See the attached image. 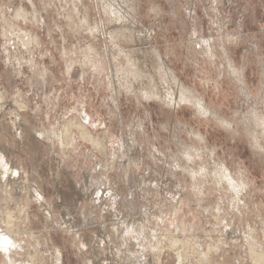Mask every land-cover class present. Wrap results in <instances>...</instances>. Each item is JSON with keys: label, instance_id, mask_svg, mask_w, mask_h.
<instances>
[{"label": "rangeland", "instance_id": "obj_1", "mask_svg": "<svg viewBox=\"0 0 264 264\" xmlns=\"http://www.w3.org/2000/svg\"><path fill=\"white\" fill-rule=\"evenodd\" d=\"M0 156V264H264V0H0Z\"/></svg>", "mask_w": 264, "mask_h": 264}, {"label": "bare ground", "instance_id": "obj_2", "mask_svg": "<svg viewBox=\"0 0 264 264\" xmlns=\"http://www.w3.org/2000/svg\"><path fill=\"white\" fill-rule=\"evenodd\" d=\"M109 7H110V6H109ZM118 30H119V29H118ZM115 31H116V30H115ZM120 31H122V30H120ZM128 33H130V32H128ZM116 34H117V33H116ZM126 34H127V33H126ZM149 51H150V50H149ZM159 63H160V62H159ZM162 64H163V63H162ZM158 65H159V64H158ZM160 67H161V66H160ZM164 67H165V66H164ZM151 69H152V68H151ZM165 72H166V71H165ZM167 72H168V71H167ZM152 74H153V73H152ZM168 76H169V75H168ZM166 78H167V77H166ZM151 79H152V78H151ZM163 81H164V80H163ZM154 83H155V82H154ZM163 84H164V83H163ZM150 85H151V84H150ZM161 85H162V84H161ZM175 86H176V85H175ZM178 87H179V86H178ZM162 88H164V87H162ZM153 89H154V88H153ZM159 89H160V88H159ZM159 89H158V90H159ZM166 90H167V89H164V92H165ZM169 90H170V89H168L167 92H166L165 94H163L164 92L162 93L163 89H162V91H161V89H160L161 93L157 91V88H156V90H155L156 93H155L153 90H152V91H153V94H158L162 99L167 100V98L169 97L168 94L171 92V91L169 92ZM179 90H180V89H179ZM152 91H151V92H152ZM182 91H183V90H182ZM145 93H146V92H145ZM167 93H168V94H167ZM142 94H143V93H142ZM173 94H174V93H173ZM148 95H149V94H148ZM169 95H170V94H169ZM155 96H156V95H155ZM173 97H174V96H173ZM173 97H172V99H173ZM157 98H159V97H157ZM176 98H177V97H176ZM190 98H191V97H190ZM168 99H169V98H168ZM181 100H182V98H181ZM167 101H168V100H167ZM163 102H164V101H163ZM186 102H187V101H186ZM203 102H204V101H203ZM164 103H165V102H164ZM181 103H182V102H181ZM196 103H197V102H196ZM199 103H201V102H199ZM193 104H194V103H193ZM173 105H174V104H173ZM203 107H204V106H203ZM1 158H2V157L0 156V163H3V161H2ZM3 164H4V163H3ZM2 244H3L4 246H6V245L8 244V242L6 241V239H3V240H2ZM178 252H179V251H178ZM177 254H178V253H177Z\"/></svg>", "mask_w": 264, "mask_h": 264}]
</instances>
